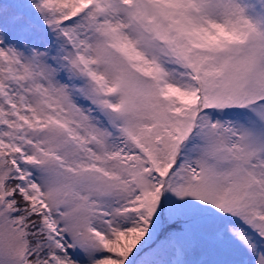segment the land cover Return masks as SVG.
Instances as JSON below:
<instances>
[{
	"label": "snow or ice",
	"instance_id": "obj_1",
	"mask_svg": "<svg viewBox=\"0 0 264 264\" xmlns=\"http://www.w3.org/2000/svg\"><path fill=\"white\" fill-rule=\"evenodd\" d=\"M0 264H264V0H0Z\"/></svg>",
	"mask_w": 264,
	"mask_h": 264
}]
</instances>
